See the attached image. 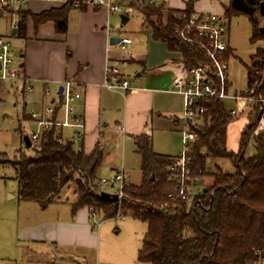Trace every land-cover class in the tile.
Wrapping results in <instances>:
<instances>
[{
    "label": "trees",
    "instance_id": "trees-1",
    "mask_svg": "<svg viewBox=\"0 0 264 264\" xmlns=\"http://www.w3.org/2000/svg\"><path fill=\"white\" fill-rule=\"evenodd\" d=\"M195 1L198 0H188L185 10L168 11L163 6L141 9L144 26L150 25L153 39L164 42L171 52L181 55L190 68L205 61L203 52L178 38L176 30L185 25L183 14L187 18L194 14ZM259 6V0H229L226 9L227 16H244L249 20L253 29L252 44L264 40L256 17ZM1 10L10 12L7 7ZM71 10L74 9L63 6L39 15H30L25 10L19 12L21 36L26 37L29 17L36 26L51 22L57 33L66 34ZM166 11L167 23L164 24L162 13ZM261 62H264V49L251 57L248 78L252 88H258L256 84L261 83L260 76L264 73ZM201 105L207 108V113L203 125L194 130L197 139L187 155L190 177H197L198 181L185 197L179 195L175 184L176 157L156 153L152 135L147 132L133 138L135 153L141 159V183L124 185L115 203L101 198L104 191L100 188L98 171L104 159L102 145L96 144L89 154L83 148L76 150L73 139L64 138V142L59 143L54 127L43 132L39 144H32L30 149L34 148L35 152L32 156L23 151L26 147L22 135L23 149L14 160L0 152V166L13 168L20 202H33L46 208L59 202L64 193L68 202L74 199L73 213L88 208L91 214L103 213L104 220L131 217L146 224L138 257L141 263L262 264L264 133L251 137L254 126L245 129L239 152H230L227 130L234 118L220 101L210 100ZM258 111L259 107L254 106L249 119H255ZM17 132L23 134L21 127ZM252 139L256 155L247 157L246 149ZM212 159L229 161L233 172H226L216 164L215 170L209 172L208 161ZM205 176L211 178L208 186H204ZM199 185L203 190L196 189Z\"/></svg>",
    "mask_w": 264,
    "mask_h": 264
},
{
    "label": "crops",
    "instance_id": "crops-1",
    "mask_svg": "<svg viewBox=\"0 0 264 264\" xmlns=\"http://www.w3.org/2000/svg\"><path fill=\"white\" fill-rule=\"evenodd\" d=\"M32 3H42L45 6L42 11H30V15H39L53 8H61V6L50 3L36 1ZM170 5L171 7L166 6V9L181 8L175 0ZM72 11L80 12L79 25L72 28L68 16L66 34L57 33L51 22L35 25V35H27L30 30L28 27L26 29V39L30 42L34 41V44L31 47L27 46L25 53L21 54L22 60L19 67L22 70V77L32 84L33 95L31 94V98L33 103L39 106L37 110L40 111L37 112H41L46 105L56 99L62 93L60 90L63 88V83L70 80L80 85L81 99L75 102V109L76 115L82 118L85 124V130L81 139L77 138V140L81 142L80 148H83L87 154L91 153L96 144L100 143L104 149L105 158L106 145L103 140L107 131L131 139L133 144V138L144 132L150 133L153 141L154 131L162 126L171 132L180 133L179 122L182 117L183 101L179 95L168 93L176 74L172 62L179 55L176 52H171L167 47L171 58H159V65L156 66L149 63L150 57L137 58L128 53L129 47L134 42L123 52L116 47L118 43L112 45L109 42L110 51H108L109 38L121 39L122 37L120 33L113 34L114 30L110 26L115 15H111L106 9ZM136 12H140L143 18L141 9H137ZM202 13L204 12L194 14ZM0 16H3V13L0 12ZM31 20L29 19L28 23ZM152 20L156 22L155 18ZM142 27H147L152 31L150 25ZM47 43L52 45L49 51L44 46ZM124 63L141 65V73L136 76L137 79L133 83L127 77L131 84V90L125 92L108 90L104 86L106 65L120 68V65ZM4 83L0 82V84ZM9 83L16 86H11L15 92L22 94V82ZM34 91H36V95ZM27 96H23V98H27ZM25 104L27 103L25 102ZM33 110L36 111V109ZM30 113H26L24 109L22 122L19 120L18 128L21 127L23 132V134L18 132L21 142L22 135L25 134L24 124L35 123L30 119ZM118 128L121 131H117ZM61 134L63 135V131ZM26 136L28 135L26 134ZM107 149H112V145L109 144ZM116 171L118 172L119 169ZM126 184L132 183L126 182ZM115 186L116 184H112L110 187L114 188ZM110 194H116V191ZM40 208L45 210L47 207ZM95 217L97 215L91 214L88 208L73 213L71 207L69 218H56L36 226L35 223H29L27 220L25 225L12 223L8 233L0 240V264H19L24 261L30 264L29 260L37 253L38 245L46 248L47 245L55 246L54 250L48 248V252L60 256L62 262H64V252L72 254L78 250L99 249V236L93 235L91 228V222ZM11 249L14 250L12 255L9 253ZM140 264L148 263L140 262Z\"/></svg>",
    "mask_w": 264,
    "mask_h": 264
},
{
    "label": "rangeland",
    "instance_id": "rangeland-1",
    "mask_svg": "<svg viewBox=\"0 0 264 264\" xmlns=\"http://www.w3.org/2000/svg\"><path fill=\"white\" fill-rule=\"evenodd\" d=\"M181 7L179 9L169 8L166 10H185L187 8L188 0H175ZM264 2V0H259ZM229 0H198L194 2V13H215L218 15H225L228 8ZM45 4L30 3L25 12H39L42 11ZM167 7H171L169 4ZM168 11L163 12V23H167ZM0 12V37L8 41L16 52L15 61L20 66L21 54L25 53L27 46H32L34 41L21 36L20 18L21 14L18 12ZM260 6L257 12V20L259 26H264V18L259 14ZM30 14V13H29ZM80 12L72 11L69 15V23L71 27L79 25ZM121 15H127L129 22L121 27ZM175 16H179L175 13ZM227 16V14L225 15ZM229 19L230 37L229 46L233 50L229 61V78H230V92L232 95L245 94L252 87L249 86L248 68L251 67V57L256 55L258 51L264 49V40H259L252 44L251 38L253 35L252 25L244 16H227ZM29 19H31L29 17ZM28 19V20H29ZM156 20V19H155ZM35 24L31 20L27 22V27L30 33L27 35H35ZM113 34H121L122 37H130L134 44L129 47L128 53L137 58H151L149 62L151 65H159V58L169 57L167 46L164 43L155 41L153 39L152 31L144 26L143 18L140 12L128 10L122 7L121 13L115 15L110 23ZM50 28V27H49ZM47 43L45 49L49 51L52 45ZM53 44V43H52ZM20 68V67H19ZM121 68V69H120ZM121 72L128 78L131 83L136 80V76L141 73V65L124 63L120 65ZM21 69V68H20ZM262 77V78H261ZM264 78V73L261 74L260 80ZM259 80V79H258ZM262 82V80H261ZM12 83L0 84V152L8 154L11 160H14L20 149H23V144L17 129L19 127V120L22 122V114L24 109L26 113L31 110L39 109L38 104H34L32 100V92L28 93L27 98H23L21 93L15 92L11 86ZM260 85V84H259ZM16 87V86H13ZM256 91L259 87L253 86ZM36 95V91H34ZM32 94V95H31ZM25 102L27 104H25ZM227 111L230 113L236 108V103L232 100L222 101ZM181 107V105H180ZM183 105L181 109V116L183 114ZM248 125V119L243 114L240 117L231 120L227 130V148L230 152L238 153L244 128ZM35 123L24 124V137L30 135L32 130H37ZM64 138L72 140L73 146L76 150L81 147V142L74 139L71 129H63ZM23 137V138H24ZM154 150L157 153L166 154L171 157H179L183 152L182 136L179 132L169 131L163 126L154 131ZM103 143L106 145L105 158L99 170L98 176L100 180H106L112 183L116 177V170L125 171L126 182L137 184L141 183L140 164L141 159L135 153L133 141L125 137L106 132ZM112 145V149H107L108 145ZM27 155H34V148L26 150L23 149ZM256 155V145L254 140H250L246 149V156L253 157ZM209 172H213L216 164L226 172H233V166L227 160H209ZM14 179V170L10 166H0V240H2L6 233L10 230L11 224L25 225L26 220L29 223L39 225L42 222L55 220L56 218H69L71 214V202L67 201L64 193L60 196V201L49 205L45 210H42L39 204L33 202H20L18 200V185ZM206 183L204 186L211 184V178L205 176ZM118 185L114 188L108 187V193L117 191ZM196 189L203 190L202 186ZM197 191V190H196ZM12 197V198H11ZM103 213L98 211L97 217L91 222L92 234L99 236V249L89 248L78 250L72 254L64 252V262L48 252V248L52 250L55 246L47 245L46 247H37V253L29 260L30 264H140L139 250L142 247L144 235L147 231V226L144 223L133 220L131 217H117L113 219L104 220ZM15 224V225H16ZM17 250V248H16ZM14 250H10L12 255ZM65 251V249H64ZM19 264H28L25 261ZM264 264V262L262 263Z\"/></svg>",
    "mask_w": 264,
    "mask_h": 264
},
{
    "label": "built area",
    "instance_id": "built-area-1",
    "mask_svg": "<svg viewBox=\"0 0 264 264\" xmlns=\"http://www.w3.org/2000/svg\"><path fill=\"white\" fill-rule=\"evenodd\" d=\"M35 1L61 7L70 6L74 10L106 9L111 15H118L121 13L122 7L132 11L144 7H166L173 0H0V9L7 7L9 13H21L26 10L30 3ZM182 19L185 20V25L176 30L177 37L188 45L201 50L205 60L190 68L179 55L172 62L176 74L171 88L168 89V93L179 95L183 101L184 111L179 122L183 152L179 157H176V166L173 167V170L176 174L175 184L178 187L179 195L185 197L188 192L194 189V185L198 181L197 177L193 179L190 177L187 155L197 139L194 130L203 125V117L207 113V108L201 103L210 100L234 101L236 108L229 113L230 116L237 118L245 114L248 125L244 130L254 126L251 137H255L264 133V78L260 85L259 83L256 84L259 86L258 91L252 88L244 92L245 94L232 95L230 92L229 61L233 50L229 46V19L225 15L215 13L193 14L188 18L186 14H183ZM109 40L108 51H110ZM132 44L131 38L121 37V41L116 47L123 52ZM15 56L16 52L10 43L0 37V82H22V95L26 97L33 90L32 84L22 77V70L18 67ZM105 77L104 86L108 90L116 92L131 90L130 81L119 68L107 64ZM79 86V83L75 81H65L62 93L56 99L46 105L41 112L31 111V120L37 125V130L31 131L28 135L32 144H39L43 132L53 127L56 130V135L59 136V143L64 142L61 133L65 128L71 129L74 137L81 139L85 124L82 118L76 115L75 109V102L81 99ZM254 106H258L259 111L255 119L250 120L249 116L253 112ZM117 131H121V129L118 128ZM112 184L118 185L116 194L120 197L124 185H126L123 170L117 172L112 183L100 180V188L104 192H107L106 189ZM164 206L168 207V204Z\"/></svg>",
    "mask_w": 264,
    "mask_h": 264
},
{
    "label": "water",
    "instance_id": "water-1",
    "mask_svg": "<svg viewBox=\"0 0 264 264\" xmlns=\"http://www.w3.org/2000/svg\"><path fill=\"white\" fill-rule=\"evenodd\" d=\"M259 14H260V16L262 18H264V2H261V4H260V12H259ZM120 20H121L122 27L125 26L129 22V18L127 16H124V15H121L120 16ZM260 33L262 35H264V26L263 27H260ZM120 41H121V39L120 38H117V37H113V38L110 39V43L112 45H116ZM60 91H62V89ZM23 141L25 143L26 149H30L31 146H32V143L30 141V138L28 136H25L23 138ZM200 184H201V182H200ZM101 198L105 202L115 203V202H117L119 200V195L118 194H110L108 192H103L101 194Z\"/></svg>",
    "mask_w": 264,
    "mask_h": 264
},
{
    "label": "flooded vegetation",
    "instance_id": "flooded-vegetation-1",
    "mask_svg": "<svg viewBox=\"0 0 264 264\" xmlns=\"http://www.w3.org/2000/svg\"><path fill=\"white\" fill-rule=\"evenodd\" d=\"M260 65H261V66H264V62H261Z\"/></svg>",
    "mask_w": 264,
    "mask_h": 264
}]
</instances>
